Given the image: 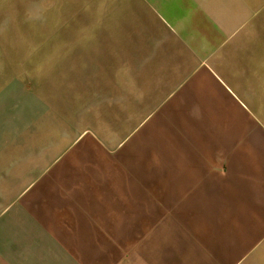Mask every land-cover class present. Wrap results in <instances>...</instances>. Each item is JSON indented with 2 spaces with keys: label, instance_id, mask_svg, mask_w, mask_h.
Returning a JSON list of instances; mask_svg holds the SVG:
<instances>
[{
  "label": "crops",
  "instance_id": "1",
  "mask_svg": "<svg viewBox=\"0 0 264 264\" xmlns=\"http://www.w3.org/2000/svg\"><path fill=\"white\" fill-rule=\"evenodd\" d=\"M94 15L124 53L93 108L136 129L111 148L35 87L0 88V264H264V0Z\"/></svg>",
  "mask_w": 264,
  "mask_h": 264
},
{
  "label": "rangeland",
  "instance_id": "2",
  "mask_svg": "<svg viewBox=\"0 0 264 264\" xmlns=\"http://www.w3.org/2000/svg\"><path fill=\"white\" fill-rule=\"evenodd\" d=\"M101 6L107 0H0V88L14 78L16 85L35 87L75 124L119 149L136 127L123 125L124 110H114L117 124L110 125L104 104L93 108L94 71L124 53L110 45L108 24L95 29L94 10Z\"/></svg>",
  "mask_w": 264,
  "mask_h": 264
}]
</instances>
